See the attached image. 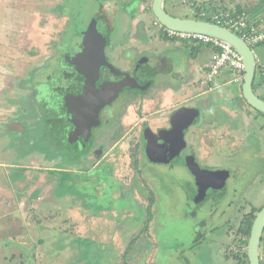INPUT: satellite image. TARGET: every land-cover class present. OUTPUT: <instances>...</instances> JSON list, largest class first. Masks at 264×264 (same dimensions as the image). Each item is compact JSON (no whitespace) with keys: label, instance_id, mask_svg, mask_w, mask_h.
<instances>
[{"label":"rangeland","instance_id":"obj_1","mask_svg":"<svg viewBox=\"0 0 264 264\" xmlns=\"http://www.w3.org/2000/svg\"><path fill=\"white\" fill-rule=\"evenodd\" d=\"M100 1L101 7L96 0H0L1 107L5 105L8 109L9 104L13 105L15 101L21 102L25 96L33 93V84L30 81L33 79L39 83L44 71H46L45 74L54 75L59 69L64 68V65L59 63L57 55L53 57L57 54L55 47L61 41L63 33L67 31L64 42L70 45L73 40L72 34L77 32L81 35L91 19L97 18L98 12L105 15L107 22L100 24L99 29L103 33H109L110 42H126L127 48L137 44L144 49L145 55H150L148 52L152 50L155 52L160 30L156 29V25L152 30L141 21L150 17L151 20H155L149 10L152 0H139V11L134 14V17L139 15L136 19L141 22V26L135 27V29V25L128 22L123 13L115 11L116 8L113 6L115 4L117 7L118 2H127L128 0H116L117 4L115 0ZM211 1L212 4L219 2V0H198L197 3L202 5L204 2L210 3ZM129 2L135 8L133 4H136L137 0H129ZM109 3L111 5H108ZM165 6L166 10L174 16L194 18L200 16L190 0H166ZM223 7L230 9L224 5ZM217 9L223 10L220 4ZM209 17L212 18V16ZM249 20L250 23L257 24L255 20ZM143 25L146 26V32ZM135 36L141 37L142 44L133 42L132 37ZM69 45H64V48H69ZM137 45L135 46L139 48ZM260 45L255 47V51L264 53V43ZM125 57L130 58L128 51ZM37 72V77H32ZM13 89L17 91L15 92ZM21 89L25 91L22 92ZM254 89L257 92V89ZM37 90L43 92L44 98L46 97L45 101L56 106V99L47 84L40 83ZM222 95L221 91L213 97L217 99ZM195 100L191 101L188 106H198L203 102L205 105L208 104L206 98L202 96L196 102ZM225 104L230 106L229 102ZM37 106L35 105V110L43 115L42 112H45L43 106L41 107L39 103ZM175 110H179V107ZM252 110L255 119L250 120L251 132L246 134V138L251 142L247 148L248 152L243 153V160L245 161L247 156L251 165L250 169L244 171L246 168L243 165L228 166L231 170L230 173L233 171L245 172L243 176L248 179L245 182L247 186L238 185L239 181L236 176L228 179L226 185L230 196L229 204L232 202L226 211V216L219 221L220 223L214 221L220 214L225 215L222 213L223 206L222 210L216 208V217L207 222L211 225L207 228L205 237L198 244L187 250L179 251L180 254L175 253L178 246L182 248L183 245L188 247L192 244L195 229V218L191 217L189 212L191 207H196L191 201L186 204L187 199H185V191L182 188L183 179L190 178L186 171L181 167L173 169L169 175L171 177L169 180L173 181L171 195H164L165 192L163 194L160 192L158 193V202L157 200L155 202L151 194L152 192L154 194V183L157 184L154 172L143 170L142 175L139 171L131 170L128 167L127 156L122 158L119 153H116L114 156L110 157L109 155L102 158L98 169L86 173H80L79 168L73 173L69 172V169L64 171L52 169L46 173L30 170L28 176L31 178V185L25 189L23 195H26V198H21V202L25 201L30 192L34 188H38V185L44 180L43 186L45 184L46 190L51 191L52 189V195H57L55 196L56 206L57 209L59 208L60 220L62 217V223L59 221L52 223L61 225V228L65 230L62 229L63 231L60 232L58 228L56 233H60L53 235L51 231H48L52 224L42 220L35 225L34 229H30L29 235L27 229L23 227L22 217L32 216L35 213L31 210H36L38 207L30 209L27 202L23 205L17 204L14 198L8 202L9 204H6V207L0 204V231L4 228L6 233L14 234L24 230L26 234L24 239L17 240L21 243L16 244L15 241L9 240L10 248L12 250L17 248L13 251L9 250L7 253L0 252V264H244L241 259L235 257V254H242L247 248L246 242H235L237 230L246 216L264 206V116L253 108ZM200 114L201 117H197L193 125L202 123L203 120L206 121L203 118L204 113ZM3 115L4 113L0 114L1 117ZM214 115H219L218 123H222L223 118L221 117L224 116V113L217 111ZM214 117L216 119V116ZM214 119L212 122L216 121ZM235 124H239L237 120ZM196 134L198 135L193 142V148L198 154L200 134L198 132ZM46 142L52 147H58L49 139ZM209 142L212 144L214 141L210 138ZM106 149L105 147L102 151L107 152ZM37 157L31 163L33 166L60 165L55 163V160L57 161L55 157H52L51 160H46L39 155ZM229 161L233 162V158ZM91 162L94 163L93 160ZM252 162H256V164L254 165ZM17 172L21 174L22 171ZM17 177L18 175H16ZM0 180L6 181L1 177ZM17 183H21L20 186H22L29 182L26 180L25 184H22V180H17ZM157 187L158 185L155 186L156 190ZM236 189L237 192L234 194ZM34 192L31 196L35 197V200L38 199L37 202H39L38 194L41 192ZM149 194L150 199L147 198ZM231 194L234 195L231 196ZM51 196L48 195V198L53 200L54 198ZM225 201H222L223 205H225ZM150 203L151 205H149ZM194 204H196L195 200ZM44 211L41 210L39 216H43L42 212ZM257 212L255 211L254 214L256 215ZM23 213L26 214L23 216ZM202 215L206 216V214H198L199 217ZM199 217L197 220H200ZM30 224L32 225V221ZM245 239V237L242 238V240ZM41 240L52 242L51 245L46 246L47 252L43 251L45 245L39 244ZM2 241L3 238H0V244ZM54 248H57L56 250L59 252H53ZM161 249L166 257L159 255ZM171 252L173 255H170ZM60 254L65 257L62 256L61 261L57 262ZM177 255L183 260H178Z\"/></svg>","mask_w":264,"mask_h":264},{"label":"flooded vegetation","instance_id":"obj_2","mask_svg":"<svg viewBox=\"0 0 264 264\" xmlns=\"http://www.w3.org/2000/svg\"><path fill=\"white\" fill-rule=\"evenodd\" d=\"M138 2L139 0L133 4L135 8L129 0L118 2L119 7L113 4L116 8L115 11L118 10L127 18H131L133 25H135L134 29L141 26L140 23V26H136L139 21H134L139 16L134 17V14L139 11ZM115 3L117 4L116 0ZM71 11L75 12L74 10ZM150 12L152 14V11ZM203 14L202 12L201 15ZM96 16L97 18L93 17L91 21L96 22L98 32L106 38V59L113 68L103 66L100 68V76L94 86L95 91L92 90L91 92L90 84L86 85L89 83V79H95L96 67L89 64L85 52L81 54L84 48L82 43L83 32L81 35L77 32L75 35L72 34L73 40L69 45V43L64 42L66 31L55 47L57 54L53 55V57L57 55L59 63L64 65V68L59 69L54 75L45 74L46 71L43 74L40 73L41 81L39 83L32 79V77H37L38 72L34 73L32 77L30 76L33 93H29L27 97L24 94V100L15 101L13 105L12 103L9 104L8 109L7 106L1 108L2 110L0 109V114L4 113L2 117L0 116V127L5 126L7 130H12L21 151L31 152L34 150L33 154H36L37 149L42 152L44 150L46 155H53L57 159L59 166L72 167L74 171L79 168V172H91L98 169L102 158L119 153L122 158L127 156L128 167L131 170L139 171L143 175L144 167L148 165L146 161H149L151 162L149 168H154V179L157 182V184L154 183V194L151 193L155 202L156 200L158 202V193L162 188H164V195H171L173 181L169 180L171 179L169 175L173 169L181 167L190 177L183 179L182 188L185 191V199H187L185 202L189 201V193L194 194L190 200L193 203L200 192V195L205 192L207 197H204V200L198 205L201 207L205 203H211L210 217H216L215 209L217 203H220V196L222 197L223 192L222 189H216L214 186H217L220 183V178L224 176L227 183L228 179L235 177L237 172L230 173L231 170L228 166L231 165L222 164L219 158L209 157L211 155H202L201 150H198V154H196L191 141L193 136L189 135L188 129L184 130L181 140H178L179 134L177 132L166 131L170 128L177 130L183 124V120L172 117L175 109L164 107L161 110L165 114L163 120L160 122L159 119L157 121L159 123L154 121L155 118H159L154 112V85L146 86V82L154 77V50L148 52L150 55H145L144 49L137 44L135 45L139 48L135 45L127 48L126 42H110L109 33H103L99 29L100 24L107 22L105 15L98 12ZM146 19L147 27L152 29L156 25V29L159 28L160 30L159 33L163 31L157 20ZM146 26L143 25L145 32ZM91 39L93 42L102 40L100 36L91 37ZM132 40L142 44L139 36L132 37ZM64 45H69V48H64ZM152 46L154 48L153 44ZM85 50H88L91 55H98L99 52L98 47L95 48L91 45ZM127 51L130 58L125 57ZM66 55L82 57V63L87 66L86 68L81 66L82 72H84L82 74L85 77L75 69L74 65L66 62ZM40 83L48 85L56 99V106L45 101L46 97L44 98L43 92L37 90ZM123 85L126 86L122 88ZM17 89L20 91L18 87ZM115 90L117 91L116 95L113 92ZM13 91L16 92L17 90L13 89ZM21 91L24 92L25 90L21 89ZM84 91L86 95L89 94L90 103L85 111L86 118L77 113L79 109H82L77 99L83 95ZM70 94L76 98L71 97ZM34 102H36V106L38 103L41 107L43 106L45 112H41L44 116L35 110V105H32ZM102 103L105 104L102 105ZM193 126L198 128L199 123ZM195 136L197 137V134ZM48 139L57 144L58 147L48 145L46 142ZM199 145L198 141V148H200ZM85 146L87 147L84 149ZM105 147L107 152L102 151ZM77 155H79V159H74L78 157ZM67 156L72 158L69 163L66 160ZM151 158L154 161H151ZM92 160L94 163L91 162ZM113 168L115 169L114 163ZM243 174L237 175L243 176ZM248 174L251 173L248 172ZM237 180L241 181L239 178ZM157 185L159 192L155 189ZM189 187L192 188L191 192L187 189ZM235 192L237 189L233 193L235 194ZM147 198H151L150 194L147 195Z\"/></svg>","mask_w":264,"mask_h":264},{"label":"crops","instance_id":"obj_3","mask_svg":"<svg viewBox=\"0 0 264 264\" xmlns=\"http://www.w3.org/2000/svg\"><path fill=\"white\" fill-rule=\"evenodd\" d=\"M219 4L222 7L224 5L229 8H236L238 12L247 15L251 20H255L258 25L264 26V0H219V2L215 5L218 6ZM150 7H152V3ZM218 11L216 13H218ZM152 17H154L153 14ZM127 20L128 22H132V20L129 18H127ZM134 21L138 20L135 18ZM141 21H143V23H146L147 20L145 19ZM139 23L141 24V22H138L136 26H140ZM158 39L159 41H157L158 44L154 52V66L156 67V72H158L159 74L157 77H165L166 79L157 81L154 84V112H156V116L159 117L158 119L155 118L154 121L157 122L160 119L161 122L163 120L165 114L162 113L161 110L164 107H171L174 110L182 105L188 106L191 101L196 99V102L197 99L202 96L203 98H206L208 104L205 105V103L203 102L198 106H188L193 107L194 110H196V118L201 117L200 113H204L205 116L203 118L206 119V121L203 120L202 123L200 122L199 129L197 128V132L200 134V148H198V150H201L200 153L202 155H211L209 157L219 158V161L222 164H229L232 167L243 165L246 168L244 171L250 169V162L247 156L245 157L246 160H243V153H245L246 151L248 152L247 148L251 141L246 138V134H249V132H251L250 120L255 119V114L252 108L242 98L241 87L243 81H234V73L230 70H223L215 79L214 84H212L210 88L203 87L201 85V81L208 71L209 64L215 52L217 51V48L212 46V44H201L189 42L187 40L171 39L168 38L165 33L162 35L161 33H159ZM261 43L264 42H259L252 47L257 59L256 76H258V78H264V53H257L255 51V47L261 46ZM260 51L263 52L262 50ZM254 88L257 89V92L254 89L255 93L264 98V83L259 84L257 81H254ZM221 91L223 94L221 97L217 99L213 97L216 93ZM228 102L230 106H226L225 103ZM3 107L0 106V109H3ZM217 111H221L224 113V116L221 117L223 118L222 123H218V117L220 116L214 115V113H216ZM214 116H216V119H214ZM212 119L216 121L212 122ZM236 120L237 123H239L237 125L235 124ZM197 132L195 130L190 133V136H193L191 140L192 143L196 139L195 134ZM210 133H213V135H211ZM210 138H212L214 141L212 144L209 142ZM16 139L17 138L13 135L11 129L7 130L5 126L0 127V177L6 180H0V192L2 194H0V204L6 207V204H9L8 202L14 198V201L17 204L23 205L25 202H27L30 209H32V207H38V209L36 210H31L35 214H32V216H29L28 218L24 216L26 213H23V227L27 229L29 235L30 229H34L35 225L42 222V220L46 221L48 224H52L48 228V231H51L53 235L56 233V230L58 228L60 229V232H62L65 229L61 228V225L52 223L53 221H59L62 223V217L60 220L61 215L58 213L59 208L57 209L56 206L57 204L55 196L57 195H52V189L51 191L49 189L46 190L45 184L43 186L44 180L41 184L38 185V188H34V190L32 191H35L34 193L41 192L40 194H38L39 202H37L38 199L35 200V197L31 196L32 192H30V195L25 201L23 200L21 202V198H26V195H23V193L25 189H27L31 185V178L28 176L30 170L40 171L42 173H46L47 171H50L52 169H56L57 171H64L65 169H69V172L72 173L74 170L72 167H61L56 164H54L53 167L33 166V164L31 163H33L34 160L38 158V155L46 160H51V158L54 156L46 155L43 149V152L37 149L36 154H33L34 150H32L31 152L21 151L18 147L19 144H17ZM231 158H233V162L229 161ZM70 161L71 160H67V163H69ZM56 162L57 161L55 160V163ZM256 162L252 163L255 165ZM17 171L22 172L20 174ZM244 171H241L237 174H243ZM237 174L236 177L241 180L239 181L238 185L242 184L244 186H247L245 182L248 181V179H246V177L242 175L237 176ZM16 175H18L17 178ZM17 180H22V184H25L26 180H28L29 183L20 186L21 183H17ZM48 195H52L54 199L52 200L48 198ZM41 210H45L44 212H42L43 216H39ZM44 214H46V216H44ZM30 221H32V225L30 224ZM5 234H9L12 236ZM25 236L26 234L24 230L22 232L18 231L12 234L10 232L6 233L3 228L0 231V238H3V241L0 244V252L7 253V251L12 250L10 248L9 240L15 241L16 244L21 243L17 242V240L24 239ZM39 244L41 246L45 245L43 246V251L47 252L48 250L46 249V246L51 245L52 242L41 240ZM56 249L57 248H54L53 252H59ZM60 256L61 254L58 257L59 260H57V262L61 261L62 256L63 258L65 257L64 255H62L61 257Z\"/></svg>","mask_w":264,"mask_h":264},{"label":"water","instance_id":"obj_4","mask_svg":"<svg viewBox=\"0 0 264 264\" xmlns=\"http://www.w3.org/2000/svg\"><path fill=\"white\" fill-rule=\"evenodd\" d=\"M86 1V0H84ZM98 2V5L101 7V2L100 0H96ZM165 2L166 0H152V14L154 15L155 19L157 20V22L164 28L169 29V30H173L176 32H185V33H193V34H201V35H206L212 38H215L221 42L227 43L229 45L232 46V48L237 51L240 56L242 57V61L244 64V76H243V83H242V87H241V91H242V98L246 101V103L253 108L254 110L260 112L261 114L264 115V98L260 97L259 95H257L254 91V81H255V76H256V71H257V59H256V55L254 53V50L252 47H250L247 42L240 37L239 35H237L236 33H234L233 31L229 30L228 28L221 26L215 22L212 21H208L205 19H199V18H194V17H178V16H174L171 13H169L166 10L165 7ZM76 33V32H75ZM74 33V35H75ZM83 51L81 52L87 55L88 59H89V64L94 65L96 67V77L95 79H89L86 85L90 84V89L91 92L92 90L95 91V82L98 80L99 76H100V68L106 67V68H113V66L111 64H108V60L106 59V54H105V47H106V38L98 32L97 27H96V22H94V20H92L88 26L85 28V30L83 31ZM101 37L102 40L100 42H93L91 37ZM93 42V43H92ZM92 43V44H91ZM94 46L95 48L98 47L99 52L97 53L98 55H91V53L88 50L89 45ZM73 58V59H72ZM66 62L74 65L75 69H77L81 74L84 73L82 72L81 66L83 68H86L87 66L84 65L82 63V57H78V55H75L73 57H71L70 55H66ZM87 59V60H88ZM87 63V62H86ZM67 67H71V66H67ZM155 67V66H154ZM83 77L84 74H82ZM158 72H156L155 68H154V77L151 78V80H148L146 82V86L149 87L151 85H154L157 81H162L165 80V77H160L158 78ZM86 79V78H85ZM168 79V77H167ZM91 82V83H90ZM85 85V86H86ZM126 85H123L122 88H124ZM114 94L116 95L117 91H113ZM85 91L83 92V95H81L80 97H78V103L81 105L80 108L78 110V115H80L83 118H86V109L88 108V106L90 105L89 103V98L88 95L89 94H85ZM73 94H70L71 97L76 98V96H72ZM114 99V98H113ZM105 104V103H104ZM102 103V105H104ZM196 115L197 112L196 110H194L193 107H188L186 105H182L179 107V110H174V113L172 115L173 118H176L177 120H183V124H181V126L176 130L173 128L167 129V132H177V134H179V139L181 140L183 139V135L184 134V130L188 129L189 130V135L192 131H195L197 129V127H193V124L195 123V119H196ZM192 127V128H191ZM191 128V129H190ZM160 132V131H159ZM92 135V134H91ZM177 140V141H178ZM87 146L84 147V149ZM148 152V151H147ZM146 152V153H147ZM78 157L74 158V159H79V155H77ZM67 160H72V158H69V156H67L66 158ZM151 161H154L153 158L150 159ZM146 163L148 164L146 167H144V170L149 171V172H154V168H149L151 162L146 161ZM225 177V176H224ZM222 177L220 178V183L217 184V186H214V188L216 189H222L223 195L222 197L220 196V203H217V207L218 210L221 209V207L223 206V210L222 213H224L225 215H219L216 218L210 217V207H211V203H205L203 204L201 207L198 205L201 203L202 200H204V197H207L204 194L200 195V193L195 197V202L196 204H193V206H195L196 208L191 207V211L190 216L195 218L194 223H195V229H194V233H193V240L191 241L192 244L187 246H182L181 247H177L176 248V254H180L179 251L182 250H187L190 247H193L194 245L198 244L204 237H205V233L207 232V228L210 227L211 223L208 224L207 222H210L211 220L214 219V221H217V223L219 221H221L225 216H226V211L228 209V207L231 205V202L229 204V191L227 189V185L226 184V179ZM198 179V178H197ZM193 187V186H192ZM226 187V188H225ZM190 192L192 191L191 187H189ZM164 188L161 189V194H163ZM190 194V199L188 202H186V204L190 203V200H192V197L194 194ZM224 196V197H223ZM232 196V195H231ZM189 198V196H188ZM198 199V200H197ZM228 199V200H227ZM193 200V203H194ZM226 200V201H225ZM222 201H225V205L222 204ZM192 203V202H191ZM199 206V207H198ZM205 208V211H203V209ZM216 210V209H215ZM206 212V213H204ZM188 213V212H187ZM202 213V214H206L202 215V217H199L198 214ZM199 217L200 220H197ZM210 219V220H208ZM220 223V222H219ZM212 229V228H211ZM210 229V230H211ZM264 232V206L262 208H260V210L256 213L255 218L252 222L251 225V229H250V234H249V238H248V242H247V248H246V254H247V259H248V263L249 264H261L260 261V243H261V238ZM180 243V242H179ZM187 247V248H185ZM160 256L162 257H166V255H164V253L162 252V249L160 250ZM170 255H173L172 252ZM178 260L181 259L183 260L181 257H179L177 255ZM175 259V257H174Z\"/></svg>","mask_w":264,"mask_h":264},{"label":"built area","instance_id":"obj_5","mask_svg":"<svg viewBox=\"0 0 264 264\" xmlns=\"http://www.w3.org/2000/svg\"><path fill=\"white\" fill-rule=\"evenodd\" d=\"M204 15V14H203ZM221 26L228 28L242 37L250 47L259 42H264V26L250 23V18L238 12L236 8L221 10L214 13L211 18ZM162 27V26H161ZM163 32L171 39L187 40L189 42L212 44L215 52L204 78L201 81L203 87L210 88L215 79L223 70H230L234 73V81L242 82L244 74V64L240 54L231 45L221 42L215 38L193 33L176 32L162 27Z\"/></svg>","mask_w":264,"mask_h":264},{"label":"trees","instance_id":"obj_6","mask_svg":"<svg viewBox=\"0 0 264 264\" xmlns=\"http://www.w3.org/2000/svg\"><path fill=\"white\" fill-rule=\"evenodd\" d=\"M190 1L193 2L195 8H197V13L198 14L200 13V16H197L196 18L205 19L208 21H213L212 19H210L209 16H212L214 13H216L218 11V9H217V6L215 4H212L213 3L212 1L210 3L204 2L202 5H199L197 3L198 0H190ZM222 9L225 10L226 8L222 7ZM202 12L204 13V15L205 14L206 15L205 16L201 15ZM185 17H188V16H185ZM160 33H161V35L164 34L163 32H160ZM257 75H259V74H257ZM255 81H257L259 84H263L264 78H258V76H256ZM258 113H260V112H258ZM149 205H151V203ZM259 210L260 209H256V210H254V212L259 211ZM254 212H252L250 215L246 216L244 218V220L242 221V223L240 224V226L237 230V233H236V240H235L236 243L244 241L247 244L249 234H250L251 225H252L253 219L255 218ZM148 213H150V212H148ZM243 237H245L246 239L242 240ZM235 257H238L239 260L241 259L242 260L241 262H243L244 264H249L246 251L243 252L242 254L241 253L235 254ZM260 261H261V264H264V232H263V235L261 238V243H260Z\"/></svg>","mask_w":264,"mask_h":264}]
</instances>
